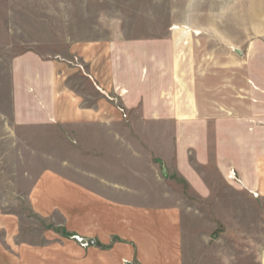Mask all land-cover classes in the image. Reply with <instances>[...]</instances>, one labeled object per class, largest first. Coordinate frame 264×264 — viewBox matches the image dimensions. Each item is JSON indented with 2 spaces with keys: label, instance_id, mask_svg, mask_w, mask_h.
<instances>
[{
  "label": "crops",
  "instance_id": "1",
  "mask_svg": "<svg viewBox=\"0 0 264 264\" xmlns=\"http://www.w3.org/2000/svg\"><path fill=\"white\" fill-rule=\"evenodd\" d=\"M198 7L186 31L75 45L82 67L13 59V123L54 129L61 147L30 206L61 223L23 241L19 217L0 211V264H186L183 201L214 183L264 216V0H237L236 43Z\"/></svg>",
  "mask_w": 264,
  "mask_h": 264
},
{
  "label": "rangeland",
  "instance_id": "2",
  "mask_svg": "<svg viewBox=\"0 0 264 264\" xmlns=\"http://www.w3.org/2000/svg\"><path fill=\"white\" fill-rule=\"evenodd\" d=\"M191 4L199 5L194 14L199 23L214 21L216 32L237 42V0H0V211L19 217L23 241L39 242L47 228L61 223L58 215L48 222L37 217L30 206L36 180L61 152H55L58 146L52 143L56 130L13 123V59L34 51L44 59L71 57V65L82 67L72 56L75 45L186 31ZM208 173L216 181V173ZM229 175L236 181L234 171ZM212 187L210 198L183 201L185 263L259 264L264 244L259 202L230 184Z\"/></svg>",
  "mask_w": 264,
  "mask_h": 264
}]
</instances>
